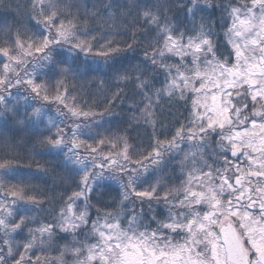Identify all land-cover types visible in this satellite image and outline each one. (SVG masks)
Wrapping results in <instances>:
<instances>
[{
    "label": "trees",
    "instance_id": "obj_1",
    "mask_svg": "<svg viewBox=\"0 0 264 264\" xmlns=\"http://www.w3.org/2000/svg\"><path fill=\"white\" fill-rule=\"evenodd\" d=\"M255 1L0 0V264H113L99 229L141 226L124 193L146 230L208 256L195 219L236 207L238 172L248 186L264 168L169 85L167 48L201 39L231 64L232 17Z\"/></svg>",
    "mask_w": 264,
    "mask_h": 264
},
{
    "label": "rangeland",
    "instance_id": "obj_2",
    "mask_svg": "<svg viewBox=\"0 0 264 264\" xmlns=\"http://www.w3.org/2000/svg\"><path fill=\"white\" fill-rule=\"evenodd\" d=\"M257 2L258 5H264V0H256L252 8L245 11L246 16L241 19L232 17L235 23L226 36L228 50L233 56L231 64L230 57L226 58L225 63L210 60L214 56L209 41L199 39V42L188 43L186 48L178 44H175V48H167L170 56L180 60L169 85L176 91L195 94L196 110L202 115L200 123L206 121L210 129L218 127L220 130L234 126L232 134L228 133L230 144H235L234 149L240 148L237 145L239 143L246 145L247 149H251L247 150L248 154L264 151V123L257 121L258 118H264V61L261 56L264 45V7H257ZM237 15L235 12L234 16ZM187 59L193 64L190 68H187ZM235 101H238V105H235ZM245 105L248 107L246 111ZM256 106L259 107L256 109ZM257 161L253 160L254 167L264 168V162ZM259 173L263 175L264 171ZM251 178H256V175L252 174ZM251 180L248 181L250 185L246 186V179L242 177L237 185L239 194L234 204L240 208L238 212L234 205L219 211L220 203L219 207L216 205L209 209L203 219H195V228H201L211 248L208 256H197L193 252L197 250L196 241H193L188 253H183L174 250L172 244H167L165 235L156 236L155 232L152 234V231L146 230L140 222L142 211L137 206L141 195L134 200L137 195L131 193H124V205L133 213H141L134 223L138 222L143 227L138 228L137 234H130L133 230L127 231L132 228L130 226L124 230L105 222L97 233L102 244L100 249L104 253L111 250L113 264H231L227 261L220 232L225 227L234 226L249 263L260 264L257 258L264 251V187L253 184L261 183V179ZM193 190L195 193L197 189ZM228 190L233 192L235 189L228 186ZM203 195L196 193L199 197L195 199L198 206ZM158 239H163V247ZM203 243L200 246L203 247Z\"/></svg>",
    "mask_w": 264,
    "mask_h": 264
},
{
    "label": "water",
    "instance_id": "obj_3",
    "mask_svg": "<svg viewBox=\"0 0 264 264\" xmlns=\"http://www.w3.org/2000/svg\"><path fill=\"white\" fill-rule=\"evenodd\" d=\"M264 57V48H263ZM242 150L233 151L234 157L239 156ZM222 243L226 250L227 261L231 264H250L247 255L242 250L241 242L234 227L229 226L221 230ZM260 264H264V251L258 256Z\"/></svg>",
    "mask_w": 264,
    "mask_h": 264
},
{
    "label": "flooded vegetation",
    "instance_id": "obj_4",
    "mask_svg": "<svg viewBox=\"0 0 264 264\" xmlns=\"http://www.w3.org/2000/svg\"><path fill=\"white\" fill-rule=\"evenodd\" d=\"M263 48H264V45H263ZM263 48H262V53H261V56H262V59H263V61H264V58H263ZM259 105H261V104H259ZM257 108L259 107V106H256ZM248 107H247V105H245V111H246V109H247ZM236 111H239L238 109L236 110ZM240 112V111H239ZM241 113V112H240ZM242 113H243V111H242ZM257 121H262L263 123H264V118L262 119V118H258L257 119ZM234 150H242V153L239 155V156H237V157H234L233 156V158L236 160V161H238V160H240V159H242V160H247V157H246V150H244L243 148H238V149H234ZM247 150H251V149H247ZM261 150H258V151H252V153H254V154H258V157L257 158H255V159H257V160H264V151H262V152H260ZM260 153H262V154H260ZM260 155H262L263 156V158H262V156H260ZM246 158V159H245ZM250 160V159H249ZM259 163H261V162H259ZM238 164V163H237ZM241 164H242V162H241ZM258 165H260V164H258ZM257 165V166H258ZM262 165V164H261ZM260 172H263V171H260ZM252 174H255L256 175V178H251V175ZM238 175H239V178H238V180L239 179H241L242 180V177H243V179H244V176H242L239 172H238ZM249 179H261V183H259V182H253V184L255 185V186H257L258 184H260V186L261 187H264V174L263 175H261L260 173H259V171L258 172H255V173H250L249 174V177H248ZM252 181V180H251ZM239 184V182H237V185ZM253 185V186H254ZM234 189H238V186H236V187H234ZM235 191V190H234ZM238 191V190H237ZM237 191H236V196L239 194V191H238V193H237ZM236 209H237V212L239 211L238 210V208H237V206L235 207ZM235 222H237L238 223V220L235 218ZM234 227V226H233ZM234 229H235V227H234Z\"/></svg>",
    "mask_w": 264,
    "mask_h": 264
},
{
    "label": "bare ground",
    "instance_id": "obj_5",
    "mask_svg": "<svg viewBox=\"0 0 264 264\" xmlns=\"http://www.w3.org/2000/svg\"><path fill=\"white\" fill-rule=\"evenodd\" d=\"M220 234H221V232H220Z\"/></svg>",
    "mask_w": 264,
    "mask_h": 264
}]
</instances>
